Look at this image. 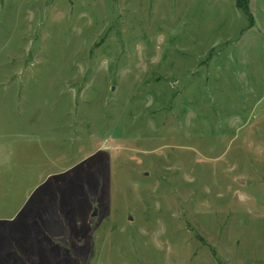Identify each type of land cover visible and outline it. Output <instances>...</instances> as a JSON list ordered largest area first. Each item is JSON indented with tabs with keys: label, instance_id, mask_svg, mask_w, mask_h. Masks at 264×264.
Returning a JSON list of instances; mask_svg holds the SVG:
<instances>
[{
	"label": "rangeland",
	"instance_id": "374dc122",
	"mask_svg": "<svg viewBox=\"0 0 264 264\" xmlns=\"http://www.w3.org/2000/svg\"><path fill=\"white\" fill-rule=\"evenodd\" d=\"M0 264H264V0H0Z\"/></svg>",
	"mask_w": 264,
	"mask_h": 264
},
{
	"label": "water",
	"instance_id": "95a60500",
	"mask_svg": "<svg viewBox=\"0 0 264 264\" xmlns=\"http://www.w3.org/2000/svg\"><path fill=\"white\" fill-rule=\"evenodd\" d=\"M238 182L243 184L244 180L243 179H239ZM96 215H97V209L94 208L93 213L91 214V217L94 218V217H96Z\"/></svg>",
	"mask_w": 264,
	"mask_h": 264
}]
</instances>
